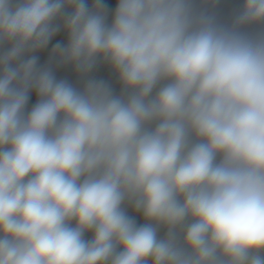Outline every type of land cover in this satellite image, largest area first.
I'll use <instances>...</instances> for the list:
<instances>
[{"label":"clouds","instance_id":"1","mask_svg":"<svg viewBox=\"0 0 264 264\" xmlns=\"http://www.w3.org/2000/svg\"><path fill=\"white\" fill-rule=\"evenodd\" d=\"M262 21L264 0L230 28L190 0H117L111 23L102 0H0V264H264V38L239 30ZM61 26L53 54L106 62L119 95L24 59Z\"/></svg>","mask_w":264,"mask_h":264},{"label":"crops","instance_id":"2","mask_svg":"<svg viewBox=\"0 0 264 264\" xmlns=\"http://www.w3.org/2000/svg\"><path fill=\"white\" fill-rule=\"evenodd\" d=\"M244 0H190V9L193 17L198 18L201 15H207L213 18L215 25L223 28H230L233 24L235 16L242 10ZM89 8H92V2L87 4ZM71 11L65 13H69ZM62 23V19L54 21L55 25ZM240 32L250 39L264 38V21L248 24L242 26ZM68 42V34H62L59 39L50 45L48 48L25 55L24 59L34 55L37 58L38 68H50L55 78L64 80L69 76H75L80 74L76 71L74 65L61 63L59 58L53 54V47L56 44L66 46ZM7 43L0 45V54L7 51ZM81 75V74H80ZM90 76L94 80L104 81L110 86L115 95H119L122 90V86L118 79V74L111 68L109 64L101 60H97L96 66L90 72ZM76 84V83H75ZM77 88V87H74ZM78 90V89H77ZM39 97L36 91L30 90L28 94L27 103L23 109V115L26 117L27 114L32 110L34 105L39 101ZM131 208L126 206V210L130 211ZM142 217L140 213L136 216Z\"/></svg>","mask_w":264,"mask_h":264},{"label":"rangeland","instance_id":"3","mask_svg":"<svg viewBox=\"0 0 264 264\" xmlns=\"http://www.w3.org/2000/svg\"><path fill=\"white\" fill-rule=\"evenodd\" d=\"M94 3H95V0H92V6L94 5ZM102 3L105 5V8H106L107 19L108 20H112V15H113L115 7L117 5V0H102ZM74 79H75V83L76 84H74L73 87H77L76 89L82 90L84 85H85V83H86V81L88 79H93V77L90 76V73L86 77L82 76L80 74L79 75L76 74L74 76ZM127 207L131 208L130 211L126 210L127 214L131 218H133L135 221L144 222L142 217H139V215L136 216V214L138 212L134 211V209L131 206H127ZM73 224H74V222H73ZM160 235L163 236V230L160 232ZM91 238H92V233L91 232L85 233V236H84L85 240H90ZM118 251H119V249H118Z\"/></svg>","mask_w":264,"mask_h":264},{"label":"trees","instance_id":"4","mask_svg":"<svg viewBox=\"0 0 264 264\" xmlns=\"http://www.w3.org/2000/svg\"><path fill=\"white\" fill-rule=\"evenodd\" d=\"M91 2H92V0H85L86 5L89 4V3H91ZM65 10H66V12H68V11H71V8H66ZM107 22H108V23H111V20H108V19H107ZM59 25H62V23L59 24ZM64 33H67V32H66V31L63 29V27L61 26V27H60V30H59V31H58V32L52 37V39L49 41L48 45H47L45 48L40 49V50H38V51H42V50L48 48L50 45H52L54 42H56V41L59 39V37H60L62 34H64ZM8 47H10V45H7V49H8ZM38 51H36V52H38Z\"/></svg>","mask_w":264,"mask_h":264},{"label":"built area","instance_id":"5","mask_svg":"<svg viewBox=\"0 0 264 264\" xmlns=\"http://www.w3.org/2000/svg\"><path fill=\"white\" fill-rule=\"evenodd\" d=\"M66 81H67L69 84H71L72 86L75 84V79H74L73 76H69V77L66 79ZM136 223H137V226H139V225L143 224L144 222H142V221H136Z\"/></svg>","mask_w":264,"mask_h":264}]
</instances>
